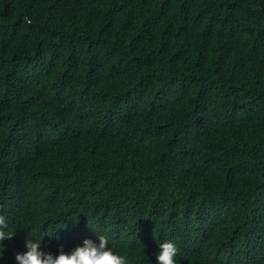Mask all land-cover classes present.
Listing matches in <instances>:
<instances>
[{"label": "trees", "instance_id": "obj_1", "mask_svg": "<svg viewBox=\"0 0 264 264\" xmlns=\"http://www.w3.org/2000/svg\"><path fill=\"white\" fill-rule=\"evenodd\" d=\"M0 215V264H264V0H0Z\"/></svg>", "mask_w": 264, "mask_h": 264}, {"label": "clouds", "instance_id": "obj_2", "mask_svg": "<svg viewBox=\"0 0 264 264\" xmlns=\"http://www.w3.org/2000/svg\"><path fill=\"white\" fill-rule=\"evenodd\" d=\"M8 229V224L3 215H0V242L12 239L14 234ZM99 242L84 239L82 245L75 246L71 252H65L60 245L59 254L44 252L41 249V240L27 238L25 247L27 251L17 253L15 259L18 264H129L126 254H120L109 247L105 235H98ZM2 254V251H0ZM178 248L172 241H164L159 244L156 254L157 264H177L176 256Z\"/></svg>", "mask_w": 264, "mask_h": 264}]
</instances>
